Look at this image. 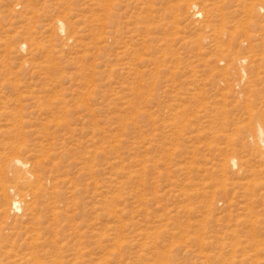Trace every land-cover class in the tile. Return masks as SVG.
<instances>
[{"label": "rangeland", "instance_id": "374dc122", "mask_svg": "<svg viewBox=\"0 0 264 264\" xmlns=\"http://www.w3.org/2000/svg\"><path fill=\"white\" fill-rule=\"evenodd\" d=\"M262 144L264 0H0V264H264Z\"/></svg>", "mask_w": 264, "mask_h": 264}, {"label": "bare ground", "instance_id": "6f19581e", "mask_svg": "<svg viewBox=\"0 0 264 264\" xmlns=\"http://www.w3.org/2000/svg\"><path fill=\"white\" fill-rule=\"evenodd\" d=\"M261 132V131H260ZM262 145H264V144H262ZM264 152V151H263ZM17 162H19V160H15V161H13V162H11L12 164H15V163H17ZM232 162H234V161H232ZM14 206L15 207H19V203L17 202V201H14Z\"/></svg>", "mask_w": 264, "mask_h": 264}]
</instances>
